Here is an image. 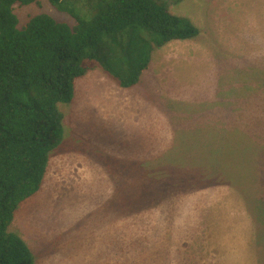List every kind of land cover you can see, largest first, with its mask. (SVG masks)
I'll use <instances>...</instances> for the list:
<instances>
[{
  "label": "rangeland",
  "instance_id": "obj_1",
  "mask_svg": "<svg viewBox=\"0 0 264 264\" xmlns=\"http://www.w3.org/2000/svg\"><path fill=\"white\" fill-rule=\"evenodd\" d=\"M165 2L168 3L170 13L189 19L199 33L192 40L173 41L161 48L148 51L150 62L147 69L142 72L138 83L132 88L123 89L128 93L129 118L134 121L130 122L129 136L125 143L120 142L119 125L116 129L115 120L118 110L111 100L110 90L103 81H96L101 72L98 69L77 79L75 81L77 90L71 102L58 105L64 117L62 140L50 153L43 190L41 192L39 190L20 204L8 228L25 241L27 239V244L29 242L34 245L35 264H41L38 260L41 259L40 254L46 257L44 264H108L111 254L105 247L110 244L105 238L100 244L97 240H92L93 230L89 232L90 237H86V234L78 228L81 224L89 223L91 217L87 215L80 222L78 215L87 211L88 204L92 202L95 204L98 202L96 200L101 198L96 196V200L89 199L88 190L92 189L93 193L103 194V178L106 173L113 171L116 175L135 166L125 158L132 149L131 144L136 146L137 140L144 132L152 137L154 129L156 133L158 120L162 151L159 161L157 158L150 166L141 165L145 171V186H152L153 182L158 180L162 193L169 195L175 193V185H184L182 191L189 192L190 188L201 184L192 183L191 180L185 184L178 178L166 174L181 167L209 168L216 159L218 161L219 154H221L220 159L222 158V153L226 150L222 142H214V139L218 135H225L232 122L227 119L223 122L214 121L208 113L220 106L224 86L228 85L226 89L231 94L228 100L234 95V99L237 98L241 102L247 94L253 93L251 85L252 75L255 73L250 72L248 67L258 58L255 51L264 45V0H179L178 2L165 0ZM13 11L19 27L40 13L48 14L55 20L69 25L74 24L66 14L55 10L48 0H39V4L27 6L15 4ZM144 45L148 47L147 44ZM233 65L240 67L241 73L233 74ZM99 78L102 79L100 76ZM234 82L235 89H232L229 86ZM219 90L221 94L217 96ZM210 94L214 95L212 104L207 100ZM134 114L137 115L136 121ZM153 119L155 126H152ZM139 120H144L146 124L149 120V129H146V125H138ZM262 128L264 129L263 126H258V133H261ZM257 142L254 156L256 161L253 163L255 169L242 168L243 160H240L235 162L239 164L238 169H226V176L223 177L226 180L230 179L232 182L229 183H233L242 193L243 191L248 193L249 189L254 188L253 193L257 194L256 202L252 201L253 204L250 205L248 201L246 203L250 210L254 211L252 218L254 216L256 220L258 240L254 242L253 250L246 259L247 264H264V147H261L264 146V142L261 139H257ZM151 144L150 140L149 145ZM110 145H114L113 147H117L118 150L112 159L113 164L111 163L114 168L106 170V161L108 164L110 160L107 147ZM120 148L124 150L122 154L119 152ZM217 152L219 153L216 154ZM55 154L61 155L62 158ZM116 155L124 159H116ZM63 158L64 161L61 160ZM78 158H86L87 165L81 162L78 166ZM200 171L203 175L208 173L206 180L211 185L216 183L217 178L211 176L215 170ZM202 174L198 170L191 169L188 177ZM232 175L234 177H231ZM250 175L254 177L247 185L245 176L250 178ZM242 193L240 195L245 200L246 196ZM144 195V201L129 199L128 205L154 203L152 194L146 192ZM107 198L104 202L111 206L112 198ZM104 202L90 214L102 213L103 209H106ZM129 212L132 213V209L129 208ZM132 217L134 224L138 225L139 217ZM100 219L101 222L103 216ZM164 221L165 218H161L160 224H165ZM63 222L72 226L76 224L74 222H79V225L72 231L59 232L60 227L64 225ZM230 224L232 222L226 218L224 225ZM51 232L57 233L58 239L56 238L54 243L48 239ZM203 235L206 237L202 230L191 233L190 243L200 248ZM215 235L216 232L210 230V236ZM131 239L130 234V241ZM91 242H95V245L92 244L93 248L96 247L94 250L88 254L82 251L79 253V247L83 248ZM132 245V242H124L118 253L113 245L110 246L116 256H121V263L127 264L129 259L135 261ZM213 254L216 252L208 251L209 258L204 262H210ZM88 257L91 261H86ZM216 257L220 258V256ZM154 261L155 254L151 253L148 260H143L142 264H154ZM185 262L192 263L191 260Z\"/></svg>",
  "mask_w": 264,
  "mask_h": 264
},
{
  "label": "trees",
  "instance_id": "obj_2",
  "mask_svg": "<svg viewBox=\"0 0 264 264\" xmlns=\"http://www.w3.org/2000/svg\"><path fill=\"white\" fill-rule=\"evenodd\" d=\"M48 2L74 24L40 13L19 27L13 6L39 0H0V264H34L24 240L8 228L20 204L42 186L50 153L62 140L58 105L71 102L75 81L98 69L132 88L149 65L150 49L199 33L189 19L170 13L165 0ZM256 81L260 93L264 77ZM179 171L188 176L190 170L166 175Z\"/></svg>",
  "mask_w": 264,
  "mask_h": 264
},
{
  "label": "crops",
  "instance_id": "obj_3",
  "mask_svg": "<svg viewBox=\"0 0 264 264\" xmlns=\"http://www.w3.org/2000/svg\"><path fill=\"white\" fill-rule=\"evenodd\" d=\"M257 50L255 54L257 52L258 60L256 59L255 63H250L248 67L250 72L255 73L252 75L251 86H253V93L247 94L246 98L243 97L245 99L241 102L237 98L234 99V95L232 99L228 100L231 94L226 89L228 85L224 86L223 88L225 89L222 91L220 106L218 105L215 111L208 113L209 117L214 121L220 120L223 122L224 119H227L230 123L232 122L225 135H218L214 139V142H222L226 148L222 153V158L220 159L221 154H219L218 161L216 159V162L212 165L210 164L209 168L181 167V169L185 170H198L200 174L203 173L200 170H215V172L209 173H211L212 178H217L216 183L211 185L206 180L208 173L196 177H188L183 175V171H179L177 174L170 176L178 178L182 183L187 184L191 180L192 183L201 185H195V187L188 190L189 192H183L182 185H175V193L170 195L161 192L158 180L153 182L152 186H145V171L141 165L148 164L150 166L157 158L159 161L162 151L158 120L156 133L154 129L152 137L147 132H144L137 140L138 144L136 146L131 144L132 149L125 158L129 160L130 164L135 166L116 175L113 171L109 174L106 173L103 178V194L93 193L92 189L88 190L89 199L96 200V196L101 198L96 200L99 203L93 204L91 201L92 203L87 205V211L80 212L78 215L80 222L87 215L91 217L89 223L81 224L78 228L86 234V237H90L89 232L93 230L94 237L92 240H97L98 244H100L101 240L105 238L108 244L114 246L116 253L123 247L124 242H132V247L135 251V261L129 259L127 264H142L143 260H148L151 253L155 254L154 264H247L246 259L253 250L254 242L258 241L256 238V220L254 216L252 218L254 211L252 212L248 207L253 204L251 203L252 201L256 202L258 200L257 194L253 193L254 188H251L252 190L249 189L248 193L246 191L242 193L233 183H229V181L232 182L230 179L226 180L223 177L226 176L225 170L236 169L239 164L235 162L240 160H243L242 168L255 169L253 163L256 161L254 156L256 153L255 148L257 149L256 145H258L257 139H261L264 142V129L262 128L261 133H258L257 130L259 125L264 127V90L260 91V93L254 91V85L256 86L257 83L256 77L259 76L257 74L264 77V45ZM235 73H241V68L233 65V74ZM103 75V73L99 72L96 81H103L106 88L110 90L111 100L114 101V105L118 110V116L115 120L116 129L119 125L120 142L123 144L125 143L124 141L128 140L130 122H134L133 120L131 121L128 115V108H130L128 93L124 92L123 89L125 88L110 82L111 79ZM99 76L103 80H100ZM229 87L235 89V82ZM76 90L77 88L74 84V93H76ZM220 94L221 91L219 90L217 96ZM207 100L209 104H212L213 102L211 101H214V95L210 94ZM231 105L232 108L229 109H232V111L226 112L225 106ZM134 108L136 107L134 106ZM133 117L136 121L137 115L134 114ZM138 125H146L148 130L150 121L148 120L146 124L144 120H139ZM152 126H155L154 119L152 120ZM150 140L152 141L151 145H149ZM113 146L107 147L108 154L107 152L106 154L110 160L108 164L106 161V170L107 168H114L111 163L113 164L112 159L114 154H117L118 148ZM261 147L264 146L262 145ZM119 152L122 154L124 150L120 148ZM55 155L62 158L61 155ZM116 159H124V157L116 155ZM61 160L64 161L65 159ZM200 160L203 162L202 159ZM81 162H85L87 165L86 158H78V166H80ZM159 168H161L160 164ZM215 173L216 175H214ZM46 175L47 172L39 192L43 190ZM231 177L234 176L232 175ZM253 177V175H250V178L245 176L247 185L250 184ZM192 178H197L198 180H193ZM146 192L154 197L153 204L140 205L138 203L136 206L128 205L129 199L137 202L140 200L144 201V193ZM240 193L246 196L245 200H243ZM107 197L112 198L111 206L104 202ZM247 201L249 203L248 206L246 204ZM102 202L106 204V209L104 208L102 213L99 214H90ZM255 205L256 203H254ZM129 208L132 209V213L129 212ZM254 215L256 216V214ZM102 216L103 220L100 222ZM132 216L139 217L138 225L134 224ZM161 218H165V224L163 225L160 224ZM226 218L232 224L225 226ZM145 220H147V223H145ZM74 223L76 224L72 226L63 222L64 225L60 227L59 232L65 233L66 231L74 230L79 225V222ZM199 230H202L203 234L205 232L206 235V237L203 235L200 241L201 249L189 241L190 234ZM210 230L216 232V235L210 236ZM56 234L53 232L49 234L48 239L51 243L56 242V238L58 239ZM130 234L132 235L131 241ZM26 241L24 240L25 243ZM92 244L95 245V242H91L83 248L79 247V253L82 251L88 254L94 250L96 247L93 248ZM26 245L33 255L35 251L34 245L29 242ZM110 245L105 247L111 254L108 264H122L121 256H116ZM192 250H195V252H192ZM208 251L211 253L216 252V254L211 256L210 262L205 263L204 261L209 258ZM216 256H220V258L218 259ZM40 257L41 259L38 258V260H40L41 264H44L46 257L41 254ZM187 260H191L192 263H186L185 261ZM86 261H91V258H86Z\"/></svg>",
  "mask_w": 264,
  "mask_h": 264
}]
</instances>
